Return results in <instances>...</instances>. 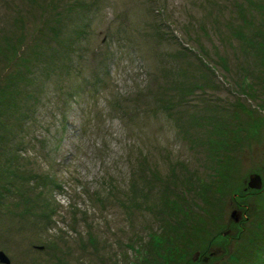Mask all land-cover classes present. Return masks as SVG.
Masks as SVG:
<instances>
[{"label": "rangeland", "instance_id": "374dc122", "mask_svg": "<svg viewBox=\"0 0 264 264\" xmlns=\"http://www.w3.org/2000/svg\"><path fill=\"white\" fill-rule=\"evenodd\" d=\"M1 254L264 264V0H0Z\"/></svg>", "mask_w": 264, "mask_h": 264}, {"label": "water", "instance_id": "95a60500", "mask_svg": "<svg viewBox=\"0 0 264 264\" xmlns=\"http://www.w3.org/2000/svg\"><path fill=\"white\" fill-rule=\"evenodd\" d=\"M249 187L251 189L261 190L262 189V180H261V178L259 176H257V175L252 176L251 179H250ZM233 217H234V219L236 221H238V216H237L236 213L233 214ZM0 259H1L2 263L10 264L9 259L5 255L1 254L0 255Z\"/></svg>", "mask_w": 264, "mask_h": 264}, {"label": "trees", "instance_id": "16d2710c", "mask_svg": "<svg viewBox=\"0 0 264 264\" xmlns=\"http://www.w3.org/2000/svg\"><path fill=\"white\" fill-rule=\"evenodd\" d=\"M80 111V110H79ZM82 121H83V119H82Z\"/></svg>", "mask_w": 264, "mask_h": 264}]
</instances>
